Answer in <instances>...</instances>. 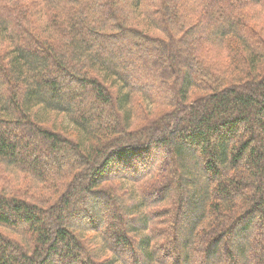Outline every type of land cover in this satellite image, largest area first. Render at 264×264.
Returning a JSON list of instances; mask_svg holds the SVG:
<instances>
[{
	"label": "trees",
	"instance_id": "1",
	"mask_svg": "<svg viewBox=\"0 0 264 264\" xmlns=\"http://www.w3.org/2000/svg\"><path fill=\"white\" fill-rule=\"evenodd\" d=\"M0 264H264V0H0Z\"/></svg>",
	"mask_w": 264,
	"mask_h": 264
},
{
	"label": "rangeland",
	"instance_id": "2",
	"mask_svg": "<svg viewBox=\"0 0 264 264\" xmlns=\"http://www.w3.org/2000/svg\"><path fill=\"white\" fill-rule=\"evenodd\" d=\"M160 153L162 154V151ZM113 172H115V171L113 170Z\"/></svg>",
	"mask_w": 264,
	"mask_h": 264
}]
</instances>
